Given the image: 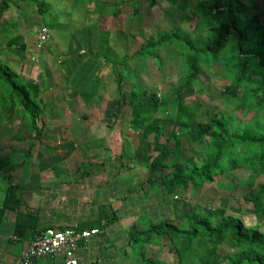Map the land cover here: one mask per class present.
Here are the masks:
<instances>
[{
	"label": "trees",
	"instance_id": "1",
	"mask_svg": "<svg viewBox=\"0 0 264 264\" xmlns=\"http://www.w3.org/2000/svg\"><path fill=\"white\" fill-rule=\"evenodd\" d=\"M12 1L34 3L39 14L52 17L48 0H0V11H6ZM144 1L151 8L161 0ZM165 1L181 11L188 21L194 22L200 38L173 27L157 39L146 41L131 54H123L119 61L110 58L115 67L116 90L121 92L123 76L116 70L117 63L134 57L158 59V50L170 46L176 48L180 57L182 78L174 87L175 99L170 105L162 104L156 92L150 89L141 88L142 99L131 93L128 102L130 123L142 130L144 138L136 149V156L151 173L158 172L156 180L168 199L174 194L185 198L187 191L194 186L211 185L232 170L246 169L249 171L246 180L249 189L244 192L243 199L251 203L256 214H264V184L257 182L259 175L264 173V23L258 1ZM128 2L136 5L135 0ZM133 7L132 13L137 15L138 10ZM13 28H19L18 23L2 22L1 41L8 49L16 48L23 61L27 44L19 34H14ZM204 64L220 66L227 79L221 93L236 99L241 113L250 111L248 120H229L219 114L210 115L207 110L201 117V109L205 108L199 101L185 102L182 96L189 85L198 81L200 67ZM40 94L37 80L23 78L0 57V109L6 112L8 119L13 113L22 117L34 141L41 133L38 118L44 108ZM159 109L166 112L163 118L156 116ZM152 132L154 138L148 141ZM182 140L198 143L201 147L180 159ZM30 150L31 145L27 151ZM15 166L11 155L0 153L1 171L10 172ZM19 190L18 184L7 185L0 204V216L7 209H20ZM21 217L32 219L35 215L18 212L16 220ZM183 217L181 226L170 222L167 217L155 223L146 222L142 239L148 242L154 236L169 238L170 242L163 251L175 258L172 263V260L147 256L144 258L146 264H264V230L260 225L248 226L240 217L226 214L223 209L204 213L192 208L183 212ZM130 233L133 238L137 236V230ZM225 240L235 250L221 255L218 246Z\"/></svg>",
	"mask_w": 264,
	"mask_h": 264
},
{
	"label": "crops",
	"instance_id": "2",
	"mask_svg": "<svg viewBox=\"0 0 264 264\" xmlns=\"http://www.w3.org/2000/svg\"><path fill=\"white\" fill-rule=\"evenodd\" d=\"M106 31L100 32L107 35ZM86 35L80 38L87 44L68 43L60 66L49 68H53L50 76L49 62L39 64L43 71L42 80H37L44 108L39 117L43 123L38 122L41 133L36 141L29 130L22 138L28 142L23 152L29 154L26 170L20 171L17 163L10 172L0 170V204L9 183L20 186L22 202L19 210L7 209L0 216V264H18L25 243L45 228L99 229L79 242L80 264H146L147 256L160 259L157 248L164 254V246L157 241L161 238L154 236L147 242L141 235L146 222L168 218L170 210L168 196L156 180L158 172L151 173L136 156L144 138L142 130L130 123L129 104L118 107L125 92L123 86L121 92L116 90L110 58H121L103 53L107 43H92ZM125 65L127 61L116 65L123 78ZM153 138L154 133H149L147 140ZM18 212L35 217L16 220ZM134 230L135 238L130 233ZM32 264H64V257L46 255Z\"/></svg>",
	"mask_w": 264,
	"mask_h": 264
},
{
	"label": "rangeland",
	"instance_id": "3",
	"mask_svg": "<svg viewBox=\"0 0 264 264\" xmlns=\"http://www.w3.org/2000/svg\"><path fill=\"white\" fill-rule=\"evenodd\" d=\"M48 1L52 17L39 14L34 3L12 1L6 11H0V27L3 21L18 23L19 28H13L12 31L14 34H19L27 44L22 61L19 56L20 52L16 48L5 47V43L1 41L3 33L0 31V57L26 79L42 80V65L39 64L46 63L45 60L49 62L46 71L50 76L53 68L50 70L49 68L52 65L60 66V55L69 42L89 43L80 38L86 37V34L90 36L88 39H92V43L106 42L108 48L105 49L108 50L101 51L117 59H120L123 53L131 54L140 49L146 41L157 39L162 33H168L173 27H179L181 31L195 38L201 36L195 31L197 27L194 22L188 21L181 11L172 8L170 3L165 0L159 1L151 8L144 0H135L136 5L130 4L128 0ZM257 1L261 20L264 23V0ZM133 6L138 10L137 15L132 13ZM41 25L49 30V37L44 46L40 48L37 45L36 33ZM90 25L93 26V29H89ZM101 30H107V35L101 33ZM158 52L159 60L149 56L127 60L122 82L125 94L121 99L123 103L118 107L122 108L125 105L126 108L133 92L135 97L137 95L138 99H142L141 88L156 92L162 104L170 105L174 101V87L178 86L182 78L180 57L174 46L161 48ZM39 53L41 59L38 58ZM38 59L39 61L36 63ZM30 63L31 65L27 69ZM45 80L50 81V78L46 77ZM226 83L227 79L223 76L219 65L204 64L200 67L198 81L188 86L182 98L188 104L199 101L205 108V110L201 109V117L206 114L207 110L210 115L219 114L229 120L231 118L248 120L251 112L241 113L242 110L237 106L238 101L221 93ZM137 98L133 97L136 100ZM5 114L6 112L0 109V152L6 150V152L13 153L22 149L21 152L11 156L20 171L26 170L29 154L23 152H25L28 142H23L25 139H22L27 131L25 121L15 113L9 119ZM165 115L166 112L162 109L156 113V116L161 118ZM38 122L42 124L43 119L39 118ZM172 144L173 142L170 146ZM181 145L183 151L180 159L192 155L201 147L200 144L188 140H182ZM19 161L22 163L25 161L24 166H21L22 163L19 164ZM69 165L70 163H68V167ZM248 175L249 171L246 169L232 170L217 178L216 182L211 185L190 188L185 198L177 194V198L166 199L170 210L169 221L175 225H183V212H188L192 208L204 213L213 209H223L226 214L240 217L246 225L258 224L260 229L264 230V214H256L251 203L245 202L243 199L244 192L249 189V186L246 185ZM257 182L264 184V173L259 175ZM157 241L161 246L170 242L167 237L161 240L157 239ZM218 250L221 255H224L235 249L225 240L219 244ZM155 252H157V257L165 258L167 261L172 260V263L175 262L173 255L166 252L163 254L158 248Z\"/></svg>",
	"mask_w": 264,
	"mask_h": 264
},
{
	"label": "built area",
	"instance_id": "4",
	"mask_svg": "<svg viewBox=\"0 0 264 264\" xmlns=\"http://www.w3.org/2000/svg\"><path fill=\"white\" fill-rule=\"evenodd\" d=\"M38 47H43L49 37V30L41 26L36 33ZM174 198H177L174 195ZM98 228L78 231L72 227L45 228L25 243L18 258V264H32L36 259L46 255H61L64 264H80L77 255L79 242L87 241L97 234Z\"/></svg>",
	"mask_w": 264,
	"mask_h": 264
}]
</instances>
